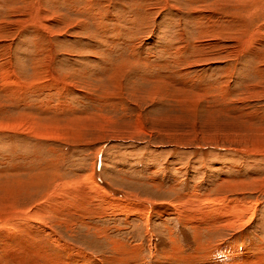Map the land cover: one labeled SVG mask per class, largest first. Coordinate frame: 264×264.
<instances>
[{"label":"rangeland","instance_id":"374dc122","mask_svg":"<svg viewBox=\"0 0 264 264\" xmlns=\"http://www.w3.org/2000/svg\"><path fill=\"white\" fill-rule=\"evenodd\" d=\"M27 258L264 264V0H0V262Z\"/></svg>","mask_w":264,"mask_h":264},{"label":"bare ground","instance_id":"6f19581e","mask_svg":"<svg viewBox=\"0 0 264 264\" xmlns=\"http://www.w3.org/2000/svg\"><path fill=\"white\" fill-rule=\"evenodd\" d=\"M200 95V94H199ZM198 96V95H197ZM200 97H202V96H200ZM200 101V100H199ZM224 114V113H223ZM26 191V190H25ZM17 224V223H16ZM25 226V225H24ZM17 230V229H16ZM8 233V232H7ZM10 234V233H9ZM16 234V233H15ZM2 242V241H1ZM26 243V242H25ZM21 246V245H20ZM10 248V247H9ZM34 248V247H33ZM35 250V249H34ZM40 252V251H39ZM43 256L41 257V260L44 258V253H41ZM32 255H34L35 256V258L36 259H39V255H40V253H39V255H37V253L36 254H32ZM3 256V255H2ZM12 256V255H11ZM24 256V255H23ZM30 257V256H29ZM17 258V257H16ZM24 258V257H23ZM48 258V257H47ZM45 259V258H44ZM51 259V258H50ZM40 260V259H39ZM19 261V260H18ZM53 261H57V259L55 260V258H52L49 262L47 261H45V263L46 264H52L53 263ZM9 262H10V260H9ZM8 262V263H9ZM20 262V264H36V262H32V259H28L27 258V260H24L23 262L22 261H19ZM57 262H59V260L57 261ZM0 264H1V262H0ZM13 264V263H12ZM15 264V263H14Z\"/></svg>","mask_w":264,"mask_h":264}]
</instances>
